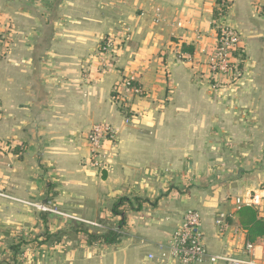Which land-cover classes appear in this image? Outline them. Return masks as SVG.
<instances>
[{"label": "crops", "instance_id": "obj_1", "mask_svg": "<svg viewBox=\"0 0 264 264\" xmlns=\"http://www.w3.org/2000/svg\"><path fill=\"white\" fill-rule=\"evenodd\" d=\"M216 3L0 0V185L16 199L88 221L105 219L108 227L119 220L111 211L117 199H145L125 209L122 238L101 245L89 242L82 229L93 230L86 224L0 198V264H150L147 254L158 256L189 208L201 215L210 252L264 263V236L252 253L242 252L236 214L240 198L264 219V131H241L239 137L250 141L241 139L235 151L200 139L206 131H161L173 111L165 106V86L179 101L192 75L206 79L219 25L239 33L244 59L236 80L201 103L251 105L243 115L264 120V0H230L214 19ZM106 33L116 36L118 49L103 70L97 48ZM183 42L193 45L190 62L179 59L187 54L180 51ZM122 77L145 92L130 97L136 117L129 123L111 93ZM194 83L204 93L212 88ZM101 121L119 132L112 170L99 174L87 164L85 133ZM146 128L151 131H140ZM17 144L25 145L21 156L13 152ZM253 196L258 204L247 203ZM219 212L230 216L225 229L214 223ZM26 234L45 241L33 253L11 250Z\"/></svg>", "mask_w": 264, "mask_h": 264}, {"label": "built area", "instance_id": "obj_2", "mask_svg": "<svg viewBox=\"0 0 264 264\" xmlns=\"http://www.w3.org/2000/svg\"><path fill=\"white\" fill-rule=\"evenodd\" d=\"M230 4V0H217L216 8L218 10H226ZM241 48V36L232 27L228 25L217 26L216 45L213 52L208 59L209 71L211 78L223 73L227 77H231L239 71V60L234 57L233 50ZM118 49L116 36L109 34L105 36L97 48V57L100 63V67L106 70L112 66L115 62L116 51ZM180 55V54H179ZM186 60L191 59L190 54H185ZM113 91L116 93L118 106L121 107V114L123 121L129 123L136 117V113L127 98L124 95L131 97L144 96L145 92L141 86L135 83L131 77H122L113 87ZM123 109L126 111L124 112ZM119 129L105 121L96 122L90 126L85 133V139L88 148L87 164L91 169L101 174L102 172H109L112 170L113 160L116 156L115 143L117 140ZM9 198L16 200L17 202L25 203L35 206L41 211H52L59 215L65 216L69 219L79 220L85 223H89L94 226L104 228L100 223L95 221H88L81 217L69 215L60 212L56 209H52L44 204L30 203L20 199L11 197L3 191L0 186V198ZM256 198L249 197L248 204H256ZM243 201L240 198H236L237 208L241 206ZM258 204V203H257ZM230 217L227 213L219 212L214 219L215 225L219 229H225L228 227L227 218ZM116 227V226H114ZM107 229V227L105 228ZM104 229V230H105ZM243 230V229H242ZM244 233V230H243ZM160 251L158 256L154 253L147 254V260L150 264H203L206 262L217 263L219 261L226 264H264L252 260H245L234 255L217 254L210 252L202 240L201 231V215L199 211L193 208L185 210L182 218L174 231L171 234L170 240L165 246L159 247ZM255 248V242L249 241L243 237V243L241 250L245 254H250Z\"/></svg>", "mask_w": 264, "mask_h": 264}, {"label": "rangeland", "instance_id": "obj_3", "mask_svg": "<svg viewBox=\"0 0 264 264\" xmlns=\"http://www.w3.org/2000/svg\"><path fill=\"white\" fill-rule=\"evenodd\" d=\"M57 11L59 12V10ZM51 15L54 18L56 17L57 14L53 12ZM40 31L44 32L48 30H44V25H41ZM107 35H109V33L105 34V36ZM216 36H217V31H216L215 37ZM103 38H101L100 42L102 41ZM1 40L2 39L0 38V41ZM215 45H216V39H215V43L213 47L211 48V52H213V50L215 49ZM179 59L180 60L185 59V61H188L183 56L179 57ZM193 76L194 75H192V78L190 79L191 81L190 86L192 87H190L189 84H186L185 87H182V89H180L179 96H177L179 98V101L174 100L173 98L174 91L172 90V86L170 85V87H168V84L165 86L166 95L164 97L168 96V99H164V101L166 102L165 106L173 107L172 108L173 111L169 110V113L166 114L167 116L166 124L164 125L162 124L161 131H206L205 133H201L202 135L200 139H207V141L212 144L221 142L222 144H226L229 148L234 149V151H235V146L240 145L242 142L241 139H244V137L243 138L239 137V134L241 131H264V120H253L251 119L250 114H248V117L247 115L246 116L243 115V114H246L244 110L252 107L251 105L244 104V106H242V105H235V104L226 105V104H219V103H216V104L207 103L206 105H204L203 103H201V101H203L202 99L204 98V96L206 97L213 96V91L215 92V90L213 89H219L225 86L226 84L233 83L237 78L236 75L231 76L227 82L225 81L226 78L224 80L220 79L219 77L216 79L215 76L214 78H211L209 73L207 74L205 80H204V77L198 76L197 72H196V76L195 77ZM196 80H203L206 84L207 83L210 84L212 88L209 89L207 87V92L204 93L203 88L195 87L196 84L194 82ZM170 81L171 80H169V82L167 83H170ZM111 93H112L114 100L116 101L118 110L122 111L121 107L118 106L117 98L115 97L116 93L114 91H111ZM124 96L127 98L129 103H131V99L133 97L130 99L131 96H128V95H124ZM188 101L192 103H189ZM242 110H243V113L241 112ZM123 111L125 112L126 110L123 109ZM205 113H206L207 119L204 118ZM149 128L142 129L140 131H149V130L151 131V129ZM200 139L198 137V140ZM244 140H247L248 142L250 141V138H246ZM216 154L218 153L212 152L209 155L215 156ZM260 187L261 188L264 187V183H262ZM3 191L6 193L5 188H3ZM3 199L13 201L12 199H9V198L3 197ZM27 202L35 203L36 205L44 204L40 201H35V202L27 201ZM44 205L47 206V204H44ZM26 206L37 209L33 205H26ZM71 220L79 221V220L69 219V221ZM96 220L98 223L104 226V228L94 226V225H91L89 223H85L82 221H79V223L83 225L86 224V226H88L92 230H98V231L104 230L106 227L108 228V226L111 223V221H108L105 219L104 220L96 219ZM114 223L116 225L118 223L117 220H115ZM19 240H20L19 241L20 247H18V252L22 251L24 253L25 252L33 253L35 249L34 247L38 246V242L45 241V240H37V236H32L31 234L22 235Z\"/></svg>", "mask_w": 264, "mask_h": 264}, {"label": "trees", "instance_id": "obj_4", "mask_svg": "<svg viewBox=\"0 0 264 264\" xmlns=\"http://www.w3.org/2000/svg\"><path fill=\"white\" fill-rule=\"evenodd\" d=\"M226 13V10H218L217 8H214L213 10V18L216 19L221 15H224ZM180 51L186 52V53H193V45L188 43H181L180 44ZM233 55L235 58L239 60L238 67L242 66V60L244 59V53L242 49L236 48L233 50ZM136 83V82H135ZM25 145L23 144H17L13 148V152L16 154H21L24 152ZM145 199H141L139 197H133V200L128 197H120L115 201L113 206L111 207V211L114 215L119 216V220L117 225H113L111 227H108L105 230H93L88 231L83 230L87 236V239L90 243L94 244H106L111 245L119 241V239L122 236V229L124 226L125 221V209L129 207L130 209H133L134 203L137 204V206H140L142 202H144ZM236 214L239 218V223L241 228L244 230L245 238L249 241L255 242L256 239L261 238L264 236V219L262 217H258L256 209H254L250 205H241L237 208ZM116 226V227H114ZM58 233L54 234H48L44 233L45 237H52L57 236ZM44 241H39V244H42ZM18 247H20V243H16L12 245L10 248L13 251H17Z\"/></svg>", "mask_w": 264, "mask_h": 264}]
</instances>
